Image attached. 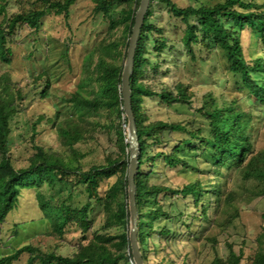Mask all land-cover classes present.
<instances>
[{
	"label": "trees",
	"instance_id": "16d2710c",
	"mask_svg": "<svg viewBox=\"0 0 264 264\" xmlns=\"http://www.w3.org/2000/svg\"><path fill=\"white\" fill-rule=\"evenodd\" d=\"M0 1L4 3L1 10H6L7 0ZM77 1L35 0L29 10L4 16L0 21V59L8 61L12 45L37 33L46 14L68 18ZM91 1L94 15L102 16L106 30L83 57V76L78 89L65 100L72 115L62 117L55 110L50 117L41 115L31 124L32 153L27 164L21 167L13 163L9 146L12 121L24 111L23 104L30 95L41 99L48 96L50 78L42 72L20 86L12 81L9 73L0 76V224L17 209L23 190L40 189L44 184L51 187L56 183L65 184L69 192L56 203L39 190L37 208L59 238L64 237L69 224H74L80 228L84 241L67 255L57 250L45 252L26 244L2 256L0 264H14L25 254L29 256L27 264H120L133 261L129 240L128 117L123 110L121 73L140 0ZM156 3L164 4L168 12L184 23L181 41L191 55L194 46L207 48L209 43L225 52L230 68L240 74L258 107L264 106V81L252 79L250 72L262 73L264 78V53L260 50L255 59H247L241 32L246 27L254 29L264 43V2L225 0L212 6L198 3L181 7L173 0H150L130 77L131 108L139 142L138 169L134 176L136 237L145 264H149L150 256H157L155 238L159 245L160 240L163 241L160 264H175L173 260L169 262L168 251L171 248L175 252L171 243L176 248L181 231L185 234L190 229L186 223L190 214L187 212L188 198L194 207L191 224L213 221L221 228H227L233 220L240 218L241 201L264 197V149L254 150L252 117L237 105L238 100L217 99L212 93H206L201 96V104L195 105L196 94L186 82L161 80L166 77L169 67H164L159 56L169 43L153 22ZM162 69L165 75H162ZM152 100L167 107L195 106L194 111L206 128L203 129V125L194 128L177 121L152 120L147 107ZM101 110L106 113V124L101 122ZM43 120L53 127L61 145L59 149L35 142L36 126ZM99 128L114 130L117 152L108 154L102 163L85 168L84 159L90 152L82 151L79 145L94 139ZM177 133L185 137L178 140L173 137ZM159 158L165 167L180 166L198 174L204 172L206 179L198 178L179 186L159 183V174L155 170ZM200 158L205 159L206 167H199ZM110 179H113L112 183L102 192V183ZM153 179L156 180L152 182ZM235 180L237 188L232 187ZM77 192L86 200L76 202ZM167 199L171 201L172 211L176 212L173 215L163 207ZM94 206L102 207V229L106 233L93 232L92 238L87 239V234L94 228L91 219ZM170 220L173 221L171 226ZM111 231L116 232L112 234ZM210 241L216 243L214 237ZM256 243V249L246 258L240 249L235 252L230 246L227 259L218 258L216 264H264V229L256 237Z\"/></svg>",
	"mask_w": 264,
	"mask_h": 264
},
{
	"label": "rangeland",
	"instance_id": "374dc122",
	"mask_svg": "<svg viewBox=\"0 0 264 264\" xmlns=\"http://www.w3.org/2000/svg\"><path fill=\"white\" fill-rule=\"evenodd\" d=\"M35 0H7L6 10L2 11L4 5L0 1V21L4 16L22 10H29ZM181 7L187 5H198L203 3L212 6L225 0H173ZM258 4L264 0H244ZM91 0H78L71 8L68 18L54 14H46L41 22L40 30L33 35L23 37L15 45H12V54L8 61L0 59V76L9 73L12 81L24 86L32 78L42 72H46L50 78V91L45 99L30 95L23 104L24 111L17 115L12 121V132L9 146L13 163L16 167L27 164V158L32 153L31 124L41 115L50 117L58 110L62 117H70L72 110L65 101L77 89L83 76V57L103 37L106 30V22L101 15H94ZM153 22L158 25L162 35L168 39V48L164 49L159 58L164 67H169L166 75L161 70L162 81L173 83L176 80L186 82L190 89L195 92V105H200L201 96L212 93L217 99L238 100L239 106L250 113L252 119L251 138L255 151L264 149V106H256V99L251 95L239 73L230 68V63L225 52L217 48L213 43L204 48L200 45L194 46L191 55L181 41L184 31V23L179 17L173 16L167 11L162 3H156L153 8ZM237 30V29H236ZM119 36V33L116 34ZM241 41L246 58L255 59L259 51L264 53V43L260 41L257 31L246 27L241 32ZM153 58L154 55L152 54ZM250 76L257 81H264L262 73L251 71ZM149 115L152 120L160 119L166 121H177L199 128L203 125L202 118L194 111V107L176 105L167 107L152 100L148 103ZM100 119L106 124L105 111H100ZM101 123V124H102ZM206 127L203 125V129ZM128 126H126V133ZM176 139H182L184 134H173ZM34 140L37 144L45 147L60 148L51 124L46 120L36 126ZM82 151L90 154L84 159L85 168L93 164L102 163L104 158L111 153L117 152L115 145L114 130L101 129L96 131L94 139L87 144H80ZM204 158H200L197 164L206 167ZM146 168V167H145ZM155 170L159 174L157 182L169 186H179L196 179H206L205 173L198 174L190 168L166 166L159 158ZM156 179H153L154 182ZM113 179L102 183V192L112 183ZM238 182H232V187L237 188ZM41 191L45 196L52 197L53 202H59L69 192L65 184L56 183L52 187L44 184L40 189H25L21 192L19 206L12 211L6 220L0 224V258L12 253L14 250L26 244L39 247L42 251L57 250L63 255L71 254L76 246L84 241L80 228L69 224L65 228L63 238H59L52 232L49 222L41 217L37 208L36 194ZM85 197L77 192L76 202L85 201ZM191 199L186 201L190 214L186 219L190 229L177 238L176 248L171 243L168 251V260L175 264H216L218 258L226 260L230 254V246L235 252L241 250L244 258L249 256L257 247L256 237L264 229V197L251 201H241L239 207L241 216L233 220L227 228L223 229L215 223L191 224V214L194 207ZM162 204L160 203V206ZM171 201L167 199L163 204L164 209L170 211ZM152 207V206H150ZM198 214V213H197ZM93 231L87 234L91 239L93 232L105 234L102 229L104 213L102 207L94 206L91 212ZM171 223V224H170ZM169 226L173 225L170 220ZM116 231H111L114 234ZM215 238L216 243L210 241ZM158 245L157 256L149 257V264H160L162 259L163 241ZM230 244V245H229ZM153 247V246H152ZM28 255H22L20 260L14 264H27ZM171 263V262H170ZM46 264H58L48 262ZM120 264H132L131 262ZM172 264V263H171Z\"/></svg>",
	"mask_w": 264,
	"mask_h": 264
},
{
	"label": "water",
	"instance_id": "95a60500",
	"mask_svg": "<svg viewBox=\"0 0 264 264\" xmlns=\"http://www.w3.org/2000/svg\"><path fill=\"white\" fill-rule=\"evenodd\" d=\"M150 0H140L138 9L135 13V21L132 27V32L129 37V44L124 60L122 73H121V94L123 99V110L128 117V130H127V142L129 151V167H128V205L130 212L129 220V240L131 244V251L133 255L132 264H145L143 262L139 244L137 241V209L135 202V185L134 176L138 169V154H139V142L134 123L132 108H131V89H130V77L133 71V60L137 42L139 39L141 27L144 22V18L149 8Z\"/></svg>",
	"mask_w": 264,
	"mask_h": 264
}]
</instances>
